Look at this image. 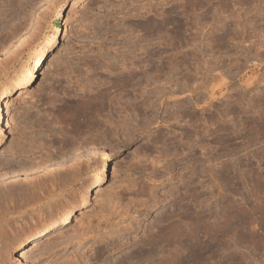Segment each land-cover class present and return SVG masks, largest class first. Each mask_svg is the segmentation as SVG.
I'll list each match as a JSON object with an SVG mask.
<instances>
[{
	"label": "rangeland",
	"instance_id": "rangeland-1",
	"mask_svg": "<svg viewBox=\"0 0 264 264\" xmlns=\"http://www.w3.org/2000/svg\"><path fill=\"white\" fill-rule=\"evenodd\" d=\"M55 27L0 100V264H264V0H0V85ZM136 63L159 65L158 83L113 84ZM109 85L108 107L94 97ZM153 86L176 91L169 126L158 104L131 114L152 131H105Z\"/></svg>",
	"mask_w": 264,
	"mask_h": 264
},
{
	"label": "bare ground",
	"instance_id": "bare-ground-1",
	"mask_svg": "<svg viewBox=\"0 0 264 264\" xmlns=\"http://www.w3.org/2000/svg\"><path fill=\"white\" fill-rule=\"evenodd\" d=\"M60 12V10L58 11V13ZM151 22V21H150ZM152 24L154 25L155 24V22H153L152 21ZM153 27V26H152ZM154 27H156V26H154ZM58 33H59V28L58 27H55L54 28V30H53V33L52 34H47V35H44L41 39H40V41H39V43L37 44V46H36V48H35V50H34V52H33V56H32V59L30 60V61H25L24 63H22L19 67H18V69L16 70V71H14L9 77H7V78H5L4 79V81H3V83L0 85V100H5L7 97H8V95H9V93L11 92V90L14 88V87H16V86H19V87H22V86H24L25 84H27L28 82H30L31 80H32V78H33V76H34V74H35V72L40 68V66H41V64H42V57H43V55L53 46V44H54V42H55V39L57 38V35H58ZM4 44H6V43H4ZM2 46H3V43L1 44ZM0 45V46H1ZM154 54V53H153ZM157 54V53H156ZM128 56V55H127ZM125 56H123V58L121 59V60H126L127 58H124ZM134 57H135V55H134ZM152 59V58H151ZM156 59V58H155ZM158 60V59H157ZM155 61V60H154ZM123 62V61H122ZM149 62V61H148ZM125 62H123L122 64V66H121V70L120 71H122L123 69H127L128 68V65H126V63L124 64ZM154 63V62H153ZM137 64V63H136ZM140 64V63H139ZM148 64H151V63H148ZM130 66V65H129ZM134 66V67H133ZM147 66V65H146ZM157 66H159V65H155V64H152L151 65V67L149 68V69H151V70H147V69H144L143 70V65H135V64H133L131 67H133V69L134 68H140L139 69V71H135L136 72V74H133V73H135L133 70V72H131V70H130V72H128L129 71V69H128V74H126V73H122V76H118L119 78H117V80H116V82H113V84L114 83H117L118 84V86H120V87H122V88H124L125 89V87H127V86H132V88L134 87L133 86V84L134 85H138V87L140 88V86L142 85V83H143V81H146V82H149L150 81V83L152 84V82H153V84L154 83H156L157 81L156 80H158V78L157 79H155L156 78V74H158V73H160L159 72V68L157 67ZM161 67V66H160ZM172 67V66H171ZM215 67V66H214ZM173 68V67H172ZM213 68V67H212ZM135 70H137V69H135ZM207 70V69H206ZM91 71H93V70H91ZM149 71H151L152 73H149ZM174 72V71H173ZM205 72V71H204ZM120 73V72H119ZM118 73V74H119ZM169 73H170V71H169ZM124 74V75H123ZM152 75H154L153 77H152ZM158 77V76H157ZM207 79V78H206ZM156 81V82H155ZM164 81V80H163ZM166 81H168V80H166ZM186 81V80H185ZM209 81V80H208ZM109 82H111L110 80H109ZM173 82V81H172ZM184 82V81H183ZM182 82V83H183ZM202 82V81H201ZM204 82V81H203ZM112 83V82H111ZM149 83V84H150ZM158 83V82H157ZM166 83V82H165ZM168 83H171L170 81L168 82ZM167 83V84H168ZM174 83V82H173ZM179 83V82H178ZM181 83V84H182ZM210 83V82H209ZM112 84V85H113ZM117 84H114V85H117ZM172 84V83H171ZM185 84V83H184ZM113 85V86H114ZM165 85V84H164ZM170 85V84H169ZM172 85H177V84H172ZM171 85V86H172ZM206 82H204V83H201V84H199L198 86H197V89H198V87L199 88H204V89H207L206 88ZM106 86V85H105ZM179 86V85H178ZM144 87V86H143ZM154 87V86H153ZM156 87V86H155ZM154 87V89L152 88V92H153V95L152 94H150V95H152V96H150L149 94H148V96H144V94H143V92L142 93H140L139 95H140V101L137 103H133V105L132 106H130L129 108L127 107V106H123V109H120V110H123V112L124 113H122V115H120L119 117H120V119L119 120H114V118L112 117V115H111V113H110V111H112V110H110L109 111V116L105 119V120H103V123H104V125L106 126L105 128H107L106 130L104 129V127H103V129L105 130V131H109V134H110V132H112L111 134L112 135H116V136H119V138H123V139H125V138H127V139H129L128 138V136L130 135V133L132 132V130H138V129H140V131L141 130H145V129H147V130H149V127L151 128V124H152V120L151 119H149V117H148V119H146V118H144V119H146V121H140L141 122V124H134V125H132L133 123H132V117H131V114H133V112H140V111H143V110H145V111H147L146 109H149V111H151L150 112V114H155L156 113V111H158V109H157V107H156V105H158V104H165L164 106L162 105V107H164V112L166 111V113H167V108H168V106L170 105V107H173V105H174V100L175 99H172L171 100V98L172 97H174L173 95H174V93L176 92L175 90H174V88L172 89V87H169V90H167V93L165 94V97L167 98H165L166 99V101H164L163 100V96L162 95H160L161 93H162V91L163 90H160L159 88H158V90L156 89ZM160 87V86H159ZM176 87V86H175ZM111 88H113L112 86H110L109 85V87H105L101 92H100V94H98V96L97 97H94V100H98V103L99 104H103L104 106L105 105H107L108 107H109V102L111 101V98H109L110 97V94H111V91H110V89ZM144 88H146V86L144 87ZM164 88V87H163ZM184 88V87H183ZM165 89V88H164ZM203 90V89H202ZM139 91V90H138ZM144 91V90H143ZM145 91H146V89H145ZM144 91V92H145ZM178 91V90H177ZM194 90H192L191 92H193ZM210 91V90H209ZM140 92V91H139ZM147 92V91H146ZM180 92V91H179ZM178 92V93H179ZM182 92V91H181ZM183 92H184V90H183ZM165 93V92H164ZM197 93V92H196ZM143 94V95H142ZM146 94V93H145ZM163 94V93H162ZM176 94V93H175ZM199 94H200V92H199ZM207 94V93H206ZM138 95V96H139ZM137 96V95H136ZM202 97V96H201ZM207 97H209V96H207ZM154 98V99H153ZM174 98H176V97H174ZM212 98V97H211ZM189 99H190V97H189ZM191 100V99H190ZM203 101V99H200V97L198 96L196 99H195V102L194 103H196V104H198L199 103V101ZM176 102V101H175ZM189 102V101H188ZM198 102V103H197ZM88 103V102H87ZM132 103V102H131ZM201 103V102H200ZM206 103V102H205ZM209 103V102H208ZM84 104V103H83ZM111 104H113L112 102H111ZM111 104H110V106H111ZM82 106V105H81ZM91 106V104L88 106V104L85 106V105H83L82 107H81V111L79 110V113H81L80 115V117H82L83 119H82V121H89V122H92L91 120H92V118H94L95 117V113L96 112H98L97 111V108L96 109H94L93 107H90ZM102 106V105H101ZM104 106H103V108H104ZM121 106V107H122ZM155 106V107H154ZM207 106V105H206ZM120 107V106H119ZM155 108V111H153L152 109H154ZM160 107V106H159ZM169 107V108H170ZM205 107V106H204ZM83 108V109H82ZM84 108H86V109H84ZM199 108V107H198ZM106 109V108H105ZM163 109V108H162ZM174 109V108H173ZM209 109V108H208ZM206 110V108H203V112ZM148 111V112H149ZM138 112V113H139ZM201 112H202V109H201ZM202 112V113H203ZM206 113L207 112H209V111H205ZM220 112V111H219ZM118 113H119V111H118ZM138 113H136V114H138ZM141 113V112H140ZM175 113V112H174ZM181 113V112H180ZM185 113V112H184ZM183 113V114H184ZM194 113V112H193ZM193 113H191V112H188V115L190 116V119L189 120H191L192 119V116H193ZM121 114V113H120ZM135 114V115H136ZM143 114H144V112H143ZM169 113H167V115H165V117H163L161 120L163 121V122H165V123H167V125H168V123L170 124L171 122H169V118L171 117H169V115H168ZM182 114V113H181ZM146 115H148L147 113H146ZM192 115V116H191ZM198 115V114H197ZM202 115V114H201ZM209 115V114H208ZM144 117H145V114L143 115ZM175 116V115H174ZM173 116V118L174 119H176L177 118V115L174 117ZM184 116V115H183ZM117 117V116H116ZM139 117V116H138ZM200 117V116H199ZM134 118V117H133ZM187 118H189V117H187ZM203 118V117H202ZM211 118V117H210ZM214 118V117H213ZM135 119V118H134ZM137 119V118H136ZM177 119H179V117L177 118ZM195 119V118H194ZM194 119H193V121H194ZM197 119V118H196ZM200 119V118H199ZM199 119H197V120H199ZM219 119H220V117H219ZM156 123L158 122L157 120V116H154V119H153ZM160 120V119H159ZM196 120V121H197ZM206 120H208V119H206ZM206 120H203V121H205L206 122ZM210 120V119H209ZM213 120V119H212ZM176 121V120H175ZM183 121V120H182ZM196 121H194V122H196ZM202 121V120H201ZM139 122V121H138ZM177 122V121H176ZM194 122H193V124H194ZM154 123V122H153ZM173 123V122H172ZM188 123V122H187ZM204 123V122H203ZM175 124V123H174ZM178 124V123H177ZM189 124V123H188ZM201 124V123H200ZM96 124H94V126H95ZM166 125V126H167ZM185 125H186V123H185ZM190 125V124H189ZM188 125V126H189ZM195 125V124H194ZM197 125V124H196ZM165 126V127H166ZM169 126V125H168ZM178 126H179V124H178ZM187 126V125H186ZM201 126H203V125H201ZM96 127V126H95ZM98 127V126H97ZM97 127H96V129H97ZM173 128V127H172ZM180 128V127H179ZM191 128H192V126H191ZM198 128V127H197ZM210 128V127H209ZM95 129V130H96ZM184 129V128H183ZM187 129V128H186ZM185 130V129H184ZM183 130V131H184ZM195 130H197L196 128H195ZM200 130V129H199ZM198 130V131H199ZM203 129H201V131H202ZM103 131V130H102ZM105 131H103L102 133H101V135H102V137H106L107 136V134L105 133ZM151 131H152V128H151ZM198 131H197V133H198ZM200 131V132H201ZM206 131V130H205ZM114 132H116V133H114ZM155 132V131H154ZM187 132L188 131H184V135L183 136H188V137H191V136H189V134H187ZM195 132V131H194ZM199 132V133H200ZM204 132V131H203ZM202 132V133H203ZM153 133V132H152ZM162 133H164V132H162ZM161 133V134H162ZM168 133V132H167ZM201 133V134H202ZM160 134V133H159ZM158 134V135H159ZM160 134V135H161ZM169 134V133H168ZM192 134V133H191ZM190 134V135H191ZM163 136L165 135V134H162ZM194 135V134H193ZM192 135V136H193ZM207 135V134H206ZM205 135V136H206ZM210 135V134H209ZM115 136V137H116ZM156 136V135H155ZM154 136V137H155ZM166 136V135H165ZM173 136H174V134H173ZM204 136V137H205ZM112 137H114V136H110L109 138H112ZM115 137H114V139H115ZM159 138L160 136H156L155 137V139L156 138ZM167 137H170L169 135L167 136ZM175 137V136H174ZM187 137V138H188ZM198 137V136H197ZM108 138V137H107ZM166 138V137H165ZM178 138V137H177ZM186 138V139H187ZM113 139V138H112ZM151 139V138H150ZM154 138L153 139H151V140H153L155 143H156V140H155ZM167 139V138H166ZM174 139V138H173ZM197 139V138H196ZM195 139V140H196ZM99 140H100V137H99ZM108 140V139H107ZM159 140H161L162 141V139H159ZM179 140V139H178ZM188 140H190V139H188ZM188 140H187V143H188V148H187V146H186V144L187 143H185L184 141H182L181 142V144L184 142L185 144H184V147H186V150L188 149V150H190L189 148L190 147H192V146H190V141L188 142ZM193 140V139H192ZM191 140V141H192ZM199 140H201V138L199 139ZM93 141V140H92ZM111 141V140H110ZM115 141V140H114ZM114 141L112 140L111 141V143L113 142L114 143ZM160 141V142H161ZM169 141L171 142V144L174 146L175 145V147L177 146V144H176V142L174 141L173 143H175V144H173L172 143V138L170 139H168V142H167V140H166V142H164L163 141V143H169ZM85 142H87V141H85ZM107 142H109V141H107ZM159 142V141H158ZM194 142V141H193ZM192 142V143H193ZM201 142H202V140H201ZM90 143V142H89ZM93 143V142H92ZM112 143V144H113ZM154 143V144H155ZM180 143V142H179ZM195 143V142H194ZM198 143V142H197ZM94 144H95V142H94ZM170 144V143H169ZM169 144L168 145H166V146H169ZM204 144V143H203ZM88 145V144H87ZM205 145V144H204ZM204 145H202L203 147L202 148H204ZM200 146V145H199ZM85 147V146H84ZM90 147V146H89ZM170 147H171V145H170ZM181 147V146H180ZM93 148V147H92ZM179 148V147H178ZM182 148V147H181ZM164 149V148H163ZM170 150H174V149H171V148H169ZM183 149V148H182ZM186 150H184V151H186ZM200 150H201V147H200ZM161 151V150H160ZM168 151V150H167ZM176 151V150H175ZM183 151V152H184ZM133 152H135V149H133L129 154H132ZM177 152V151H176ZM191 152V151H190ZM179 153H180V151H179ZM181 153H182V150H181ZM185 153V156L186 155H188L187 153H189V152H184ZM201 153V152H200ZM169 154V153H168ZM204 154V153H203ZM160 155H162V154H160ZM165 155V154H164ZM170 155V154H169ZM175 155H176V153H175ZM175 155H173V156H175ZM178 156V155H177ZM185 156H183V157H185ZM189 156V158L187 157V159H193L194 157L192 156L191 157V154H189L188 155ZM159 157V156H158ZM157 157V158H158ZM160 158V157H159ZM174 158V157H173ZM173 158H172V160H173ZM204 158V157H203ZM163 159H164V157H163ZM169 159V158H168ZM182 159V158H181ZM184 159V158H183ZM187 159H185V160H187ZM191 159V160H192ZM196 159V158H195ZM198 159V158H197ZM207 159V158H206ZM205 159V160H206ZM148 160V159H147ZM158 160V159H157ZM161 160H162V158H161ZM161 160H160V162H161ZM166 161V160H165ZM168 161V160H167ZM170 161H171V159H170ZM61 162V161H60ZM81 162V161H80ZM79 162V163H80ZM157 162V161H156ZM189 162V161H188ZM78 163V162H77ZM77 163H75V165H77V168H80V167H78V165L79 164H77ZM152 163L153 164H155L153 161H152ZM159 163V162H158ZM168 163H170V165L171 164H173V163H171V162H168ZM139 164V163H138ZM150 165H151V163H149ZM140 165V164H139ZM138 165V166H139ZM168 165V164H167ZM170 165L168 166V168L170 167ZM145 166V165H144ZM157 166V165H156ZM155 165H152V167H154L153 169H152V171H154V173H155V171L157 170V168H155L156 167ZM73 167V166H72ZM135 167V166H134ZM137 167V166H136ZM146 167V166H145ZM151 167V166H150ZM151 167V168H152ZM77 168H75L74 167V169L75 170H73V171H75V173H78V171H77ZM148 168V167H147ZM172 168V167H171ZM160 170V169H159ZM170 170V169H169ZM158 171V170H157ZM168 171V170H167ZM82 172V171H81ZM74 173V172H73ZM74 173V174H75ZM79 174V173H78ZM152 174V173H151ZM79 176V175H78ZM98 176L99 175H97V174H95V176H93L92 177V179L90 180V184H92V183H94L95 181H97V179H98ZM53 178V177H52ZM150 178V177H149ZM153 179V178H152ZM204 180V179H203ZM191 181V180H190ZM200 183V182H199ZM89 184V185H90ZM202 184V183H201ZM88 185V186H89ZM203 186V185H202ZM86 187V186H85ZM84 187V188H85ZM83 188V187H82ZM141 188V187H140ZM195 188V187H194ZM145 189V188H144ZM193 189V188H192ZM88 191V188L87 189H85V193ZM202 221V220H201ZM189 237V236H188ZM20 242H21V239H20V237H18L17 235H11V237H9L8 238V240H7V242H6V245H5V248H6V250L5 251H8L9 253L10 252H12V251H14L15 249H17L18 247H19V245H20Z\"/></svg>",
	"mask_w": 264,
	"mask_h": 264
}]
</instances>
